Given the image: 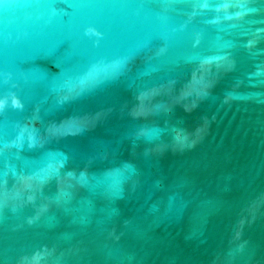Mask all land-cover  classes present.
Returning a JSON list of instances; mask_svg holds the SVG:
<instances>
[{
	"label": "water",
	"instance_id": "obj_1",
	"mask_svg": "<svg viewBox=\"0 0 264 264\" xmlns=\"http://www.w3.org/2000/svg\"><path fill=\"white\" fill-rule=\"evenodd\" d=\"M0 264H264V0H0Z\"/></svg>",
	"mask_w": 264,
	"mask_h": 264
}]
</instances>
